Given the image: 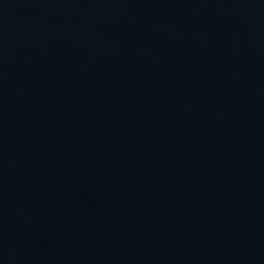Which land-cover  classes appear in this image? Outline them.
Wrapping results in <instances>:
<instances>
[{"label":"water","instance_id":"obj_1","mask_svg":"<svg viewBox=\"0 0 264 264\" xmlns=\"http://www.w3.org/2000/svg\"><path fill=\"white\" fill-rule=\"evenodd\" d=\"M0 264H264V0H0Z\"/></svg>","mask_w":264,"mask_h":264}]
</instances>
